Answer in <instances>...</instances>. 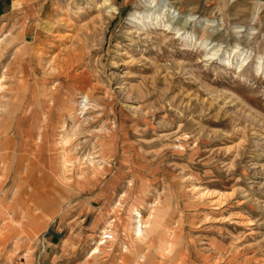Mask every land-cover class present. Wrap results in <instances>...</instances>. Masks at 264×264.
<instances>
[{"label":"rangeland","instance_id":"374dc122","mask_svg":"<svg viewBox=\"0 0 264 264\" xmlns=\"http://www.w3.org/2000/svg\"><path fill=\"white\" fill-rule=\"evenodd\" d=\"M36 25L52 36L44 63L55 57L58 71L77 54L83 89L59 129L83 168L68 180L46 169L33 135L23 148L16 136L20 119L58 114L66 95L13 67ZM1 80L0 264H264V0H0ZM91 158L110 171L99 178ZM81 173L99 178L94 191L76 190ZM131 218L112 242L104 229Z\"/></svg>","mask_w":264,"mask_h":264},{"label":"bare ground","instance_id":"6f19581e","mask_svg":"<svg viewBox=\"0 0 264 264\" xmlns=\"http://www.w3.org/2000/svg\"><path fill=\"white\" fill-rule=\"evenodd\" d=\"M147 3H153L156 0H145ZM105 3L107 6H112L113 5V0H105ZM111 10H116L115 7H113ZM190 18V17H189ZM187 19V21H193V18ZM131 21L133 22H138L139 21V17L136 15V13L131 14L130 16ZM33 28V27H32ZM36 31L38 34H40L39 36H36V40L33 44H30L28 46H26L24 49L18 51L14 61L12 62L13 67L14 68H18L19 65H21V67L23 68V78H25L24 83L28 84L27 81H29V77L32 76L35 79V85L37 86V89H39L42 92L46 91H50L48 93H50V95L54 94L55 92L58 93V91H63L64 92V97L59 101L58 99H56L54 97L53 103H58V106L60 107L59 113L54 115L51 114L44 118L43 120H41L39 123L41 124V126L37 127V125H39L38 122L32 121L29 124V119L24 118V119H20V123L17 124L16 127V136H18L19 138V146L21 148L25 147L26 143H25V138L27 136H29V134H31V136L33 135L34 138H36L37 142H39V144H42L43 146L39 147V152L42 153L38 158L40 159V161L43 163V165L46 167L47 170H49V172L53 175H55V178L57 180L62 181L64 180H68L66 175H68V173L70 172H75L77 170H79L81 167V165H79L78 160L73 163L70 160L69 157V152H74L76 149L75 147L72 146V141L69 137V131H67L66 129V123H63V130L59 129L60 124L62 123V121L64 119H66V117H71L72 112L75 111V108L77 106V95L78 93L83 89H78L76 90V85H77V76L74 75L73 71L74 68H76V64L77 61H74L75 57L77 56V54H75L72 58H70L69 60L64 62V66H62L61 68H58V71L55 67H52V63H54L55 57L53 58L52 61H47L44 63L45 61V57L43 56V52L45 50V41L46 39L49 38V40L52 38V36L47 35L45 36L43 34V32L41 33L40 31V27L39 25H36ZM239 32V31H238ZM47 33V32H46ZM42 35V36H41ZM27 36L28 33H25L24 35V40L26 42L27 41ZM39 37V38H38ZM15 41L12 39V42ZM15 43V42H14ZM19 43V42H18ZM55 46V45H54ZM84 51V50H83ZM52 56V55H51ZM49 59V58H47ZM83 64V61L79 62V65ZM20 69V68H19ZM50 70V71H49ZM21 74V73H20ZM28 74V75H27ZM55 74H60L58 75L61 80L59 82V84L54 85L53 87H48L47 81L48 78L50 76H55ZM29 76V77H28ZM2 81H0V90L3 89V84ZM18 81V80H17ZM50 81V80H49ZM49 83V82H48ZM25 84V85H26ZM27 87V86H26ZM85 92V91H84ZM38 93V92H37ZM45 94L44 97L40 96L41 98L39 99V105H41L42 107L45 106L46 103H49V99L47 97L48 96ZM89 95V93H88ZM16 96V95H15ZM55 96V94H54ZM52 98V97H51ZM52 102V101H51ZM33 104H31V106H33ZM87 105H84L80 110L81 113H83L85 111ZM46 115V114H45ZM81 115V114H80ZM79 116V115H78ZM80 118V116H79ZM72 119V117H71ZM26 123L24 124L23 123ZM78 121V120H77ZM76 121V122H77ZM14 122V121H13ZM26 126L28 127L29 130L26 131ZM31 128V129H30ZM58 129L60 131H58ZM4 130V129H3ZM61 132L62 134L58 133ZM75 132V131H74ZM28 133V134H27ZM60 137L59 139H57V137ZM6 138L9 140H12V127L11 130L8 134H6ZM1 140V139H0ZM45 146V147H44ZM60 151V152H59ZM18 154V153H17ZM60 154H65V156L59 160V155ZM26 156V155H25ZM93 156V155H92ZM102 156L105 157L107 156L105 153H102ZM31 157V156H30ZM29 157V158H30ZM23 158V157H22ZM86 159V158H85ZM110 161V160H109ZM31 162V161H29ZM95 158H91V160L89 159V165H90V169L91 167L93 168V170H95L96 175H98V177L100 178V176H102L103 174L107 173L108 171H110L111 164H109L108 162H106V159L104 160V164L100 165L99 162H96ZM26 163V162H25ZM39 163V162H38ZM1 165V164H0ZM6 165V163H5ZM20 165V164H19ZM88 166V165H86ZM36 164L33 162L32 165L30 166V169L33 170H37L36 168ZM69 167H72V169H70ZM6 169V167H5ZM87 169V168H86ZM112 169V168H111ZM4 170V169H3ZM21 170V169H20ZM40 170V169H39ZM23 171V170H22ZM70 171V172H69ZM81 171V170H80ZM20 172V171H19ZM41 172V171H40ZM4 173V172H3ZM21 173V172H20ZM24 174V173H23ZM22 174V175H23ZM37 174V173H36ZM4 175V174H3ZM18 174H16L17 176ZM20 175V174H19ZM71 175V174H69ZM75 174H72V176H74ZM77 175V174H76ZM74 176V186L76 187V190H78L79 192L82 191H94L95 190V186L99 185L98 184V180L99 178H94V179H90L89 175H85V173H81L78 174L77 176ZM5 176V175H4ZM36 177V176H35ZM4 178V177H3ZM38 178V177H37ZM43 178V177H42ZM50 178V177H49ZM117 178V177H116ZM97 179V180H96ZM17 182V181H16ZM15 182V184H16ZM68 183V182H67ZM117 183V180H113L111 181L109 184H107V186L105 188H107L108 190L111 189L112 187H114ZM86 184H88L89 186H86ZM55 185V184H53ZM59 185V184H58ZM15 186V185H14ZM52 186V185H51ZM92 186V187H91ZM16 187V186H15ZM91 187V189H90ZM43 188V187H42ZM26 189V188H25ZM30 189V188H29ZM60 189V188H59ZM65 189V188H64ZM43 190V189H42ZM102 191V190H101ZM104 191V190H103ZM17 192V191H16ZM15 192V193H16ZM27 192V190H26ZM113 192V191H112ZM25 194V193H24ZM29 195V194H27ZM35 195V194H33ZM50 195V194H49ZM30 196V195H29ZM110 195H108V201L110 202L112 200L113 197H109ZM33 197V196H32ZM35 197L37 199H42L45 200L47 197L45 196V194H39L38 196L35 195ZM51 197V196H50ZM100 197H102L103 199L106 197H103V195H101ZM128 197H124L122 198L121 202H124ZM13 199V197H12ZM71 199V198H70ZM141 200L142 198L137 196V198H135V200ZM30 203V202H29ZM53 205V203L51 204ZM13 206V205H12ZM31 206V205H30ZM63 206V205H62ZM51 207V206H50ZM32 208V207H31ZM132 208V207H131ZM30 209L27 208L26 213L29 214L31 216V220L35 221L32 224H35L36 230H42L44 228H39V224L40 222H38V216H35L34 213H32L31 211H29ZM40 210V209H38ZM13 211V210H12ZM61 211V210H60ZM130 211L133 213L135 211V209H130ZM46 213V210L44 211ZM136 212V211H135ZM13 213V212H12ZM37 213V211H36ZM137 215H140L139 213H136ZM42 215V214H41ZM22 216V215H21ZM153 216V215H152ZM142 217V216H140ZM21 219L23 217H20ZM101 218V216H100ZM25 219V218H24ZM37 221V222H36ZM99 221V220H98ZM150 221V220H149ZM14 222V220H13ZM22 222V221H21ZM133 219H129L128 221H123L120 219H114V221H111L110 226H109V230L104 229L105 230V234H108L109 236H111V240L112 242H115V240H117L120 236V234H122V231H128L130 229H133L134 224L132 223ZM139 222V225H142V220L137 221ZM152 224V223H151ZM20 225V224H19ZM30 225V224H29ZM135 226L136 229V234L138 237H141L143 235V229L140 226ZM150 225V224H149ZM96 226V225H95ZM155 229V227H154ZM158 229V228H157ZM122 230V231H121ZM156 230V229H155ZM169 231V230H168ZM173 232V231H172ZM171 233V232H170ZM175 233V232H174ZM104 234V233H103ZM168 237V236H167ZM103 240V238H102ZM172 241V240H171ZM104 245L106 243H108L107 241L103 242ZM169 243V242H168ZM102 244V243H100ZM170 245V244H169ZM132 246V245H131ZM127 247H125L126 249ZM127 250V249H126ZM130 250V249H129ZM169 250V248H168ZM167 250V251H168ZM100 252L101 251V247H99V245L96 247V249L94 250L95 252ZM163 255V254H162ZM166 255V254H165ZM122 258V257H121ZM141 258V257H140ZM121 260V259H120ZM140 260V259H139ZM130 261V260H128ZM122 262V261H121Z\"/></svg>","mask_w":264,"mask_h":264}]
</instances>
